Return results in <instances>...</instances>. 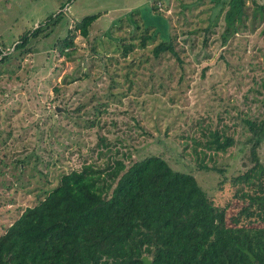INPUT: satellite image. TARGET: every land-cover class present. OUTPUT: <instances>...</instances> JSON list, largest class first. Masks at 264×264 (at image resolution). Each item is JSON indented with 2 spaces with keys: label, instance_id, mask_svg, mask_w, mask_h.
Returning <instances> with one entry per match:
<instances>
[{
  "label": "rangeland",
  "instance_id": "374dc122",
  "mask_svg": "<svg viewBox=\"0 0 264 264\" xmlns=\"http://www.w3.org/2000/svg\"><path fill=\"white\" fill-rule=\"evenodd\" d=\"M220 1L227 0H0L7 54L0 60V235L62 175L89 162L105 166L110 153L100 138L121 157L160 154L191 172L228 225L264 226V195L234 181L252 167L243 121L264 122V20L247 1L222 44ZM59 12L47 37L13 51L24 33ZM90 16L99 18L82 38L75 25ZM145 30L153 38L140 48ZM162 31L181 64L170 53L152 55ZM72 35L74 46L61 56ZM127 43L133 50L123 57ZM222 126L234 146L203 163L223 173L197 169L192 139ZM257 152L264 164V138Z\"/></svg>",
  "mask_w": 264,
  "mask_h": 264
},
{
  "label": "trees",
  "instance_id": "16d2710c",
  "mask_svg": "<svg viewBox=\"0 0 264 264\" xmlns=\"http://www.w3.org/2000/svg\"><path fill=\"white\" fill-rule=\"evenodd\" d=\"M247 1L264 20L260 0L218 2V15L225 10L222 44L237 31ZM61 15L50 16L24 33L13 51L45 34ZM98 18L82 19L75 31L88 38L89 28ZM212 26L216 23L207 29ZM155 33L162 41L152 49L154 58L170 53L181 64L171 37L164 31ZM262 36L264 39V25ZM73 38L62 41L61 56L69 54L64 50L74 46ZM152 38L145 30L139 37L140 48ZM132 50L133 44L127 43L123 57ZM4 53L0 47V60L6 58ZM243 122L251 134L247 142L252 143V167L234 181L260 197L264 195V164L257 150L264 138V122ZM201 131L202 140L192 139V152L199 160L196 167L222 174L221 169L203 161L226 153L235 139L224 126ZM99 142L110 153L105 166L82 164L62 175L58 185L35 206L21 209L0 235V264H264V226L228 225L225 210L209 200L191 172L174 169L160 154L133 161L130 154L121 157L119 150L111 152L106 139ZM258 200L264 203V199Z\"/></svg>",
  "mask_w": 264,
  "mask_h": 264
},
{
  "label": "water",
  "instance_id": "95a60500",
  "mask_svg": "<svg viewBox=\"0 0 264 264\" xmlns=\"http://www.w3.org/2000/svg\"><path fill=\"white\" fill-rule=\"evenodd\" d=\"M56 111H58V109H56Z\"/></svg>",
  "mask_w": 264,
  "mask_h": 264
}]
</instances>
